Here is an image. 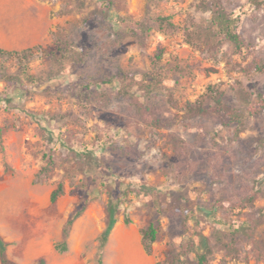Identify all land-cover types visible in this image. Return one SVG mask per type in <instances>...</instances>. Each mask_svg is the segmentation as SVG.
<instances>
[{
	"label": "rangeland",
	"instance_id": "rangeland-1",
	"mask_svg": "<svg viewBox=\"0 0 264 264\" xmlns=\"http://www.w3.org/2000/svg\"><path fill=\"white\" fill-rule=\"evenodd\" d=\"M40 1L49 9L48 37L16 49L42 46L28 62L30 77L15 58H0V232L12 240L9 257L19 264H47L44 257L21 256L27 241L52 223L60 232L53 246L63 264H99L109 192L132 187L137 193L119 211L103 264H166L172 246L181 254L179 264H193L177 206L194 207L216 246L214 264H264V218L254 237L236 242L242 259L218 242L219 232L228 239L229 223L248 220L254 211L258 216L264 208V198L257 197L254 208L227 210L232 205L227 190L263 177L264 157L245 164L234 125L189 116L186 108L211 84L225 89L229 101L236 100L240 86L264 94V73L244 71L254 59H264V7L225 0L239 16L246 45L242 54L225 46L215 56L184 33L191 19L211 15L197 6L200 0ZM41 81L48 84L38 87ZM138 101L162 115L164 126L144 122ZM208 131L216 133L215 142H200L198 136ZM259 134L264 112L246 121L241 137ZM176 136L194 147L191 161ZM60 183L64 193L52 202ZM222 199L225 206L216 218L199 208H213ZM83 207L65 236L69 218ZM151 222L159 232L148 253L141 230Z\"/></svg>",
	"mask_w": 264,
	"mask_h": 264
},
{
	"label": "trees",
	"instance_id": "trees-1",
	"mask_svg": "<svg viewBox=\"0 0 264 264\" xmlns=\"http://www.w3.org/2000/svg\"><path fill=\"white\" fill-rule=\"evenodd\" d=\"M250 1L257 8L264 7V0ZM197 6L203 11H209L211 15L210 17H202L200 21H194L191 19L189 23L185 24L184 33L188 41L194 46L206 50L215 56L223 52L225 46L231 54H242L246 43L238 30L240 19L239 16H234V14L228 10L225 0H200ZM159 19L162 22L165 21L168 22V24H174L169 20V17H160ZM57 44L60 51L63 52L66 50L65 43L62 42L61 38L57 39ZM41 48V45L22 50H9L0 47V58H15L22 64L25 74L29 75L28 62L35 57L37 50ZM244 71L247 74L264 73V59H254L244 67ZM47 84V82L41 81L37 86L43 87ZM254 95L256 96L254 97ZM235 96L236 100L229 101L225 89L218 84H211L209 85L208 90L195 102H189L187 104V115L211 117L215 119L218 124L223 126L234 125L236 127V137L241 139L238 155H241V157L245 159V164L250 162L256 163L259 159L264 157V134H259L254 139H243L241 133L246 121L251 116L259 115L264 112V94L260 90L253 92L240 86L236 89ZM137 105L140 116L144 122L153 127L164 126L165 120L162 115H159L158 112L151 110L150 106L141 104L139 101L137 102ZM215 135L216 133L208 131L206 134H200L198 140L200 142H215ZM176 137L179 150L184 153L188 161H191L194 157V147L185 139L179 136ZM246 145L250 147L251 150L244 148ZM228 152L229 150H225L224 156L226 158L223 160L224 171L229 168L227 161L228 155L226 154ZM233 156L236 158L237 153L235 152ZM44 168L47 169L48 167ZM63 193L64 187L63 184L60 183L52 192L50 197L51 201L55 202ZM136 193V190L132 187L109 192V197L106 203L108 220L106 228L100 237L99 264H103V250L112 230L120 220V209L125 206ZM227 197V201L232 204L227 209L229 212L236 208H254L255 199L257 197L264 198V176L253 179V184L242 182L239 188H235L232 191L227 190ZM224 201L225 199L220 200L218 205L213 208H205L203 206H200L199 208L205 212L207 216L216 218L220 206H225ZM84 208L85 207L78 210L69 218L67 226L64 229L65 236H68L71 225L74 220L83 213ZM177 210L184 231L183 234L186 237V248L190 252L193 264H214L212 262V257L215 253L216 246L213 244L211 237L204 232L203 223L195 214L194 207L189 206L187 208H182L177 206ZM258 212V216L255 215V211L250 213L248 220L229 223V231L226 234L228 239L219 232L218 242L228 251V254L232 255L233 258L242 259L240 249L236 245V242L240 239L254 237L257 227L261 224L264 218V208H259ZM194 217L195 220L192 222ZM125 222H130V218L126 217ZM158 232L159 227L154 222H151L141 230L143 245L148 253L152 252L153 243L158 238ZM8 245L9 242L6 241L0 232L1 264H19L17 261L9 257L7 252ZM60 246L61 250L67 249L66 242H63ZM260 250L263 252L262 247H260ZM181 260V254L177 252L175 246H172V248L168 250L166 259L163 262L166 264H179L181 263Z\"/></svg>",
	"mask_w": 264,
	"mask_h": 264
},
{
	"label": "crops",
	"instance_id": "crops-1",
	"mask_svg": "<svg viewBox=\"0 0 264 264\" xmlns=\"http://www.w3.org/2000/svg\"><path fill=\"white\" fill-rule=\"evenodd\" d=\"M50 17L48 6L40 0H0V47L18 49L44 41L49 34ZM60 232L54 225L42 227L39 236L27 241L22 248L26 261L44 257L47 264H63V257L53 244ZM7 252L12 246L11 238Z\"/></svg>",
	"mask_w": 264,
	"mask_h": 264
}]
</instances>
